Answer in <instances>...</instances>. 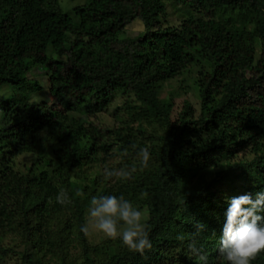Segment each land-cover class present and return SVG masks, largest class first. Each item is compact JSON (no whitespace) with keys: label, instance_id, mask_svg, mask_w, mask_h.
I'll return each mask as SVG.
<instances>
[{"label":"trees","instance_id":"1","mask_svg":"<svg viewBox=\"0 0 264 264\" xmlns=\"http://www.w3.org/2000/svg\"><path fill=\"white\" fill-rule=\"evenodd\" d=\"M165 2L181 7L178 25L164 24ZM135 20L142 32L123 37ZM33 67L45 69L49 105L29 101L41 89L26 77ZM189 68L197 110L183 100L175 112V95L159 91ZM5 85L0 262L13 253L19 264H200L188 248L195 239L208 264H227L218 250L228 200L215 189L238 185L239 196L253 197L264 190V0H84L66 13L57 0H0ZM119 96L130 118L155 126L134 131L151 140L73 117H94ZM46 145L51 157L42 166ZM110 146L137 168L132 179L105 178ZM146 146L151 158L141 168L136 153ZM36 153L22 173L13 170L17 154ZM61 188L70 204L56 202ZM109 195L146 213L151 249L131 251L120 238L87 241L80 228L90 200ZM197 223L207 226L199 234ZM5 235L20 251L4 248ZM251 264H264V253Z\"/></svg>","mask_w":264,"mask_h":264},{"label":"clouds","instance_id":"2","mask_svg":"<svg viewBox=\"0 0 264 264\" xmlns=\"http://www.w3.org/2000/svg\"><path fill=\"white\" fill-rule=\"evenodd\" d=\"M132 147L135 149L136 145ZM127 154V151H124L121 155ZM136 155L141 168H147L151 158L149 147L139 148ZM136 172L135 166L104 169L105 178L116 177L121 180L132 179ZM76 195L79 196L81 193L77 192ZM147 195V192L141 193V197ZM56 202L66 205L72 201L68 192L61 188L56 196ZM88 216L87 223L80 228L85 236L99 232L109 239L120 238L124 246L137 253L151 249L147 225L143 222L146 213L123 195L99 198L93 196ZM206 227L205 224L197 223V234ZM177 239L183 240L184 236H178ZM188 248L200 264H208L207 254L203 252L202 247H197L195 239ZM218 253L227 264H251L258 255L264 253V190L258 191L254 197L246 193L227 201Z\"/></svg>","mask_w":264,"mask_h":264},{"label":"rangeland","instance_id":"3","mask_svg":"<svg viewBox=\"0 0 264 264\" xmlns=\"http://www.w3.org/2000/svg\"><path fill=\"white\" fill-rule=\"evenodd\" d=\"M58 6L61 9L62 12L66 13L71 11L72 8L76 6H80L84 3V0H57ZM184 14L181 10V7L173 5L171 2H165V22L164 24L166 26H176L179 24L180 20L183 17ZM142 26L141 24L135 20L133 21L129 26L125 28V32L123 37L126 38H133L136 37L138 34L142 32ZM187 73H183L177 76H174L173 78L167 80L164 82L161 86V89L159 91V98H168L169 95H175L173 104L174 109L173 111L178 112L181 108V104L183 100L189 101L191 105L195 107L197 110V100L195 96H193V93L190 90V87L192 85V78L193 76L192 72H190V68L187 69ZM26 77L30 80L36 81L39 86L40 90L35 93L33 96L31 95L29 98V101L31 102H43L47 105L52 103V98L49 96L46 86V74L45 69L41 67H33L30 72L26 75ZM11 93V88L7 85L0 87V100L6 99ZM124 97H115L112 101V103L102 112L98 113L96 116L85 119L84 117L80 115L73 114V117H75L77 120L84 122L87 120L88 122H92L93 124L97 125L99 128L104 130H130L129 132H132L134 136H137V138H144V141L147 142L151 140L146 134H140L136 135L134 131L140 127L145 128L148 133L153 132L154 125H150L148 123L141 122L138 123L137 121H134L132 118H130V115L128 113V109L124 107ZM114 137L110 136L108 137L107 143L112 142ZM147 140V141H146ZM51 149L52 147L50 145H46V147L41 151L40 155H43L42 160H44V164L41 163V165H46L47 161L50 160L51 157ZM106 155H104V161L107 167L110 169L112 168H119L124 167L126 168V165L120 162V159L116 156V152L114 150L113 146H110L107 149ZM35 158H38V153L36 155L32 154H17L13 158V164L12 168L14 171H17L18 173H22L24 169L28 166H30L34 161ZM37 165V164H36ZM40 165V164H38ZM40 165V166H41ZM34 170H36L37 167H33ZM98 170V168H96ZM238 188V185L228 186V185H220L216 187L215 192H217L218 199H221L222 201H227L233 197H239L237 194L238 192L236 189ZM238 190V189H237ZM89 219L88 216V210L85 214V224L87 223ZM87 241L92 244L96 245L100 243L103 240H107L106 236H104L102 233L99 232H92L90 235L86 236ZM19 240L13 236V235H5L3 240L4 248H11L13 249L14 253H17L20 251V245ZM1 264H19L18 256L13 253L8 254L7 257L4 258L0 262Z\"/></svg>","mask_w":264,"mask_h":264}]
</instances>
